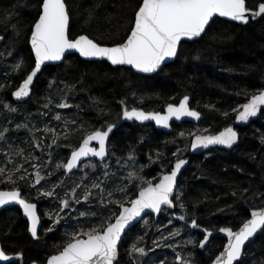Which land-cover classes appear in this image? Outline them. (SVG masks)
<instances>
[{
    "label": "trees",
    "instance_id": "trees-1",
    "mask_svg": "<svg viewBox=\"0 0 264 264\" xmlns=\"http://www.w3.org/2000/svg\"><path fill=\"white\" fill-rule=\"evenodd\" d=\"M141 2L66 0L69 36L86 34L99 44H119L127 37ZM262 2L246 0V6L255 9ZM41 3L42 0H0V34L5 35L0 49V132L8 129L5 138L0 139V168L5 169V176L7 171L13 173L16 180L15 185L0 183V188L19 186L29 197L32 191L28 190V180H20L14 173L18 165H25L26 153L39 155L43 143L46 167L62 163L86 134L109 123H120L111 136V151L135 154L139 170L146 175L145 180H150L153 174L170 170L175 147L181 142L180 132L190 123L175 124L170 133H164L149 123H121L125 108L162 111L167 104L188 95L191 107L203 116L199 124L206 125V132L211 134L230 125L237 113L233 109L239 110V105L264 89V17L249 19L247 24L216 17L199 39L181 42L176 59L153 75H140L125 66L87 61L73 54L59 65L44 67L34 81L30 98L15 103L12 91L34 65L28 39ZM21 62L22 69H15L14 65ZM5 102L16 111L7 110ZM62 103L70 107H58ZM45 128L54 131L45 132ZM238 130L240 137L232 150L214 148L207 154L189 155L190 163L176 191L182 194L184 210L174 201V210L167 209L155 222L152 217L148 227L145 222L133 226L120 244L118 264H180L173 250L159 249L150 256L129 255L137 237H143L138 246L148 248L155 232L163 226L172 233L175 226L185 223L173 220V212L187 215V221L196 219L206 229H236L249 217L251 209L264 205V111L257 120ZM74 182L68 181V186ZM110 184L109 179L104 180L106 187ZM130 188V198L134 199L137 188ZM94 213L100 221L107 214L98 205ZM170 220L173 222L165 223ZM195 232V239L200 242L202 234ZM65 234L68 236L67 231L45 233L42 228L38 238H32L17 208L0 211L2 247L8 253H21L14 264L44 263L68 242L62 241ZM224 242V238L215 237L204 250L198 248L199 244L191 246L197 264H209ZM180 254L184 256L182 251ZM238 264H264V230L246 248Z\"/></svg>",
    "mask_w": 264,
    "mask_h": 264
},
{
    "label": "snow or ice",
    "instance_id": "snow-or-ice-1",
    "mask_svg": "<svg viewBox=\"0 0 264 264\" xmlns=\"http://www.w3.org/2000/svg\"><path fill=\"white\" fill-rule=\"evenodd\" d=\"M216 16L227 17L232 21L247 24L250 18L264 17V3H260L258 9L251 10L246 6V0H142L135 11L134 23L126 41L112 47H106L101 46L87 35H79L75 39H71L69 36L70 13L66 0H42L38 19L31 29L30 37L31 50L35 54V66L23 79L17 90L13 92V96L17 99L28 97L30 86L44 62L60 61L69 50H75L81 57L106 58L112 65H129L141 73H154L161 68L166 60L178 56V46L183 39L191 40L200 37L205 32L206 26ZM3 39L4 37L0 36V40ZM8 55L11 53L9 52ZM14 68L22 69V62L15 64ZM2 87L0 85V88ZM188 100L189 98L185 96L178 106L168 104L167 112L164 115L158 112L146 113L137 108L130 110L125 108L122 112V118L141 122L154 120L157 125H162L165 128L169 127V121L173 117L176 120H180L182 117L198 120L201 114L188 107ZM262 106H264V90L252 95L247 103L239 105L238 108L242 110L233 109V112H238L236 115L238 122H248L250 117H256L261 112ZM5 107L8 106L5 105ZM58 107L70 106L62 103ZM9 110L16 111L15 108H9ZM224 115L227 116L228 113H224ZM56 118L60 119L59 116ZM73 123L75 122L73 121ZM116 127L115 123H109L106 130L98 129L89 133L83 138L82 143L72 150L66 163L57 164V170L63 168L65 174L71 173L73 169L77 168L78 162L82 158L89 156L98 157L103 162L108 155L107 142ZM4 131L6 132L8 129ZM44 131L51 132L54 130L45 128ZM183 135L184 133H181V136ZM4 138V132H0V139ZM237 139V132L232 127H227L218 135H195L191 141V148L193 150L200 147L208 148L210 145H224L231 148ZM93 141L98 144V147L91 146ZM53 143H56L55 139ZM181 155V150L178 148L177 152L173 153L177 159L171 172L162 175L159 182L156 183H153L152 180H144L143 177H138L134 171H129L123 179L127 180L132 188H137L138 194L134 199L129 197L132 189L125 184L117 185L114 189H108L104 185V181H94L91 187L98 190L100 204L105 209H108L110 205H115V210L103 217L98 225L90 227L86 231L81 230L78 233H72L71 239L63 246L62 250L49 257L47 264H114V262L118 264V245L127 234V230L133 226V221H137L142 213H145L146 210L160 213L162 206L173 207L174 201L179 203L182 211L184 210V204L181 202L182 194L174 195L178 174L183 166L188 163L187 160L180 158ZM128 159L134 161V154L130 153ZM149 159L151 161V157ZM117 163L119 164L120 161L118 160ZM90 166L95 169V165ZM4 174L5 169L0 168V176H4L3 179H0V183L16 184L13 173H8L6 176ZM104 175L107 177L108 173L105 172ZM137 178L141 180L138 187L134 183ZM19 179L24 180L26 177L22 175ZM42 179L44 177L37 172L35 183L39 184ZM79 187L81 185L77 184L71 190V195L76 204L81 202L79 198H75L77 197L76 188ZM105 193H107L106 203ZM116 193L120 194L121 199L111 198ZM41 195L51 197L55 195V188L51 191H45ZM92 196L93 192L89 189L85 191L83 199L90 203ZM12 202L23 209L24 215L30 221L29 232L33 238H38L40 217L37 213V205L23 198L18 189L0 191V206ZM68 207H70L69 201L67 199L62 200L59 211L54 214L53 227L48 228V232L55 230V225H58L63 219L60 212ZM88 215L96 216L97 213H80V216ZM101 216H103L102 213ZM52 218L53 216L49 215V219ZM177 219L183 221L185 216L180 215ZM171 222L170 220L169 223ZM191 227L194 229L200 227L196 219L191 220ZM258 230H264V208L251 211V219L246 220L237 231H233L231 228H221L220 231L226 233L228 237V243L212 264H234V262H238L243 255L242 250L246 242ZM204 232V239L200 241L201 248L206 246V242L212 235L207 229H204ZM170 235L174 237L179 235V232L174 231ZM142 239L143 237H137L136 242L130 246V256L133 253L140 256L146 255L145 248L138 246ZM188 243H192V241L189 240ZM19 255L17 254L18 257ZM177 260L180 264H190V262L183 260L179 253H177ZM0 261H13V258L7 255L4 250H0Z\"/></svg>",
    "mask_w": 264,
    "mask_h": 264
},
{
    "label": "rangeland",
    "instance_id": "rangeland-1",
    "mask_svg": "<svg viewBox=\"0 0 264 264\" xmlns=\"http://www.w3.org/2000/svg\"><path fill=\"white\" fill-rule=\"evenodd\" d=\"M0 49H2V45ZM5 105L8 106L5 107L7 110H9V108H15L13 106H9L8 102H5L4 106ZM107 125L101 127L100 129H104ZM205 126L206 125L204 124L198 123V124H190L183 127L180 134L184 133V135L180 139L181 142L175 147V152H177L178 148L181 150L182 155L180 156V158L189 157L190 155L189 146H190L191 137L193 135L210 133V132H206ZM188 134H189V140L187 141L186 138L188 137ZM110 149H112L111 145H110ZM45 151L46 148L44 147V144L40 143V154L34 155L33 153H26L24 158L25 165H23L22 167L21 165H18V169L20 170L16 171L17 169H15L14 173H16L18 177L22 175L26 177L24 181L28 180L29 182L28 190L30 189V192L32 191V193L31 195H29V197L24 193L23 196L31 201L33 200L39 203L42 220L44 221L43 231L45 233L47 232L48 228L53 227V220L55 219L54 214L57 211H59L61 206V201L64 199H67L69 201L70 207L66 208L63 212H60V216L63 217V219H61L58 225H55V230H54V231H62L64 233L65 231H67L68 236L65 234L64 237L62 238V241L64 242L69 241L71 239L72 233L74 232L78 233L81 230L86 231L90 227L96 226L101 222L99 218L96 217L97 215L80 216L81 212L94 213L96 205L102 206L100 204L98 190L93 189L91 187L94 181L100 182L109 179V182H111V184L107 188L114 189L117 185H121V184H125L129 188L132 187V185L127 180L123 179L129 171H134L138 177H143L144 180L147 178L146 175L143 174V171L139 170V166L136 163V159L134 161L128 159L130 153L125 155L121 152L116 153L114 152V150H112L109 158L106 159L105 161L99 162L94 160H87L81 164L80 168L76 172L65 174L62 171V168L57 170L56 167L57 164L55 162L52 166L46 167L44 160ZM176 159L177 157H174L173 160L175 161ZM118 160L120 161L119 164L117 163ZM64 162L65 161H63L62 163ZM90 165H95V169H93ZM105 165H107V167H105ZM37 172H39L40 175L44 177V179H42L39 184L35 183ZM105 172L108 173L107 177H105L104 175ZM8 173L10 172L7 171L6 175ZM59 173H61L62 175H60ZM27 174H29V178L27 177ZM161 174L156 175L155 173L149 179L153 180L156 177L159 178ZM73 180H75L74 184H72V186H68L67 182L68 181L71 182ZM134 183L138 186L140 185L141 180L137 178L134 180ZM77 184L81 185V187L76 188L77 197H75L80 199L81 202L79 204L74 203V197L71 195V190L74 187H76ZM18 187L19 186H14L11 188H18ZM53 188H55V195L51 197L41 195V193L45 191H51L53 190ZM89 189H91V191L93 192V196L90 198V203L85 202L83 199L85 191ZM130 193H129V197L131 196ZM105 197H106L105 199L106 200L105 203H106L107 193L105 194ZM111 198L121 199V196L119 193H116ZM114 207L115 205H110L108 209H105L107 213L106 216H108L110 212L115 209ZM166 210L167 209L162 210L161 213L162 214L166 213ZM180 211L181 210H179V212ZM49 215H52L53 218L49 219ZM150 216L151 217L149 219L146 218L147 220L143 218L140 221V224H143L145 221L148 222L149 220H151L153 216L152 215ZM85 217H87L88 220H86L87 219L86 218L85 221H83ZM170 217L172 218V214L170 215ZM165 223H169V221H166ZM144 225L148 227L149 223ZM181 226H183L186 229H183ZM173 231H178L179 237L182 238L183 240L180 241V238L178 239V237L176 236L174 237L171 236L170 231L163 226L160 232H155V237H153L152 239L153 242L149 244V247L148 248L144 247L146 251V255L144 256H150L152 252L158 251L159 249L167 250V252L173 250L176 252L175 255L176 257H177V253H179L180 257H182L183 260L190 262V264H197L196 254L194 253V251H191V246L193 247L194 245L197 246L199 244V241H196L195 239L196 232L194 230H190V228H188L185 223H182V225L181 223L178 224L177 226L174 227ZM189 240H191L192 243H188ZM184 242H186V244ZM181 251L184 253V256L180 254ZM161 262L162 261H157L156 264H161ZM152 263L153 262H151V264Z\"/></svg>",
    "mask_w": 264,
    "mask_h": 264
},
{
    "label": "water",
    "instance_id": "water-1",
    "mask_svg": "<svg viewBox=\"0 0 264 264\" xmlns=\"http://www.w3.org/2000/svg\"><path fill=\"white\" fill-rule=\"evenodd\" d=\"M262 3H264V2H262ZM258 6H259V5H258ZM258 6H257L255 9H251V8H249V9H251V10H256V9H258ZM216 17H219V16H216ZM216 17H214V18H216ZM214 18H213V19H214ZM219 18H222V19L227 20V21H230V22H235V23H238V24H243V23H240V22H237V21H232V20H230V19L227 18V17H219ZM258 18H259V17L255 18V19H258ZM37 19H38V17L36 18V20H37ZM213 19H212V20H213ZM250 19H251V18H250ZM255 19H252V20H255ZM36 20H35V21H36ZM212 20H211V21H212ZM35 21H34V23H35ZM211 21H210V23H211ZM34 23H33V25H34ZM133 23H134V21H133ZM210 23H209V24H210ZM209 24L206 26V29H207V27L209 26ZM33 25H32V27H33ZM69 25H70V24H69ZM130 30H131V29H130ZM205 31H206V30H205ZM204 33H205V32H203V33L201 34V36H202ZM129 34H130V31H129L128 35H129ZM80 35H86V34H80ZM128 35H127V36H128ZM0 36H3V37H4L3 40H0V47H1V45L3 44V42H4V40H5V35L0 34ZM78 36H79V35H78ZM87 36H88V35H87ZM201 36H200V37H201ZM30 37H31V34H30L29 39H28V44H29V47H30V50H31ZM76 37H77V36H76ZM76 37H75V38H76ZM88 37H89V36H88ZM200 37H196V38H193V39H191V40L185 38V39H183L181 42H183V41H188V42H189V41H194V40L199 39ZM75 38H71V39H75ZM89 38H90V37H89ZM90 39H92V38H90ZM126 39H127V37L125 38L124 41H126ZM94 41H95V40H94ZM124 41H123V42H124ZM95 42H96V41H95ZM123 42H121V43H123ZM97 43H98V42H97ZM100 45H101V46H106V47H112V46H115V45H117V44H114V45H104V44H100ZM179 46H180V45H179ZM179 46H178V49H179ZM31 53H32L33 58H34V65H33V67L31 68V70H32V69L34 68V66H35V54L32 52V50H31ZM73 54H75V55H77L78 57H80L81 59H83V60H87V61H105L106 63H108V64L111 65V66H125V67H128V68L132 69V70H133L135 73H137V74H140V75H146V76L153 75V74L159 72V71L163 68L164 65H166L167 63H170V62H172V61H174V60L176 59V57H174V58H171V59L166 60V61L161 65V68L158 69V70H157L156 72H154V73H141V72H138L136 69L132 68V67L129 66V65H112L111 62L108 61L106 58L81 57V56L79 55V53L76 52L75 50H69L68 52L65 53L64 57H62V59H61L60 61H45L44 64L41 66V70L38 72L37 76L40 74V72L42 71V69H43L44 67H46V66H55V65H59L60 63L63 62V60H64L67 56H69V55H73ZM31 70H30L28 73H30ZM26 76H27V75H26ZM26 76H25V78H26ZM37 76H36V77H37ZM36 77L34 78V81H35ZM22 81H23V80H22ZM34 81H33V84H34ZM21 83H22V82H21ZM21 83H20V84H21ZM20 84H19V85H20ZM33 84L30 86V94H29V96H28V97L21 98V99H17V98H15V97L13 96V92H15V91L17 90V88L19 87V85H18V86L12 91V94H11L12 100H13L15 103H22V102L27 101V100L30 98L31 94H32V87H33ZM263 90H264V89H263ZM256 94H258V93H256ZM254 95H255V94H254ZM185 96H187V97L189 98V100H188V107H189L190 109H192V110L198 111L197 109L191 107V103H190L191 99H190V97H189L188 95H185ZM185 96H184V97H185ZM184 97H182L177 103H169V104H173V105L178 106L179 103H180V101H181ZM250 99H251V97H249L248 100H247L245 103H247ZM167 105H168V104H167ZM167 105L165 106V108H164L162 111L145 110V109H143V108H138V107H132V108H137V109L142 110V111H144V112H146V113L158 112V113L164 115V114H166V112H167ZM127 109L130 110L131 108H127ZM239 110H242V109H239ZM239 110H238V111H239ZM262 111H264V106H262V110H261V112H259V113L257 114L256 117H250L248 122H238V121L236 120V115L238 114V112H237V113L235 114V116H234V120H233V122H232L230 125H228V126L222 128L221 130H219V131H217V132H215V133H211V134H210V133H209V134H195V135H212V136H214V135H218V134H219L221 131H223L225 128H227V127H232V128L237 132V134H238V139H237L236 143H235L231 148H228V147H226V146H224V145H210L208 148L200 147V148H197V149L193 150V149L191 148V141L195 138V135H193V136L191 137L190 146H189L190 154H192V155H201V154L206 153V152H208L209 150L214 149V148L222 149V150H228V151L232 150L234 147H236V145H237V143H238V140H239V137H240L238 129H239L240 127H243V126L250 125L253 121L257 120V119L260 117ZM198 112H199V111H198ZM199 113H200V112H199ZM200 114H201V113H200ZM202 119H203L202 114L200 115V118H199L198 120H197V119H194V118H191V117H182L180 120H176V119L173 117L172 119H170V121H169V127H167V128L163 127L162 125H157L156 122H155L154 120H148V121H143V122H141V121H135V120H125V119L122 118V115H121V121H120V122H121V123L138 122V123H142V124H144V123H149V124H152V125L155 127V129H157V130H160V131H162V132H164V133H170V132L172 131V129H173V124H182V123L198 124V123L201 122ZM115 124L117 125V127L113 130V132H114V131L119 127V125H120V123H115ZM106 128H107V126H106L103 130H106ZM96 130H98V129H96ZM93 131H94V130H93ZM91 132H92V131H91ZM91 132H89V133H91ZM89 133H88V134H89ZM88 134H86L83 138H85ZM112 134H113V133L110 134V138H111ZM110 138H109V140H110ZM82 140H83V139H82ZM82 140H81V142L78 144V146L82 143ZM109 140H108V142H109ZM108 142H107V145H108ZM78 146H77V147H78ZM91 146L98 147V144H97L95 141H93ZM77 147H76V148H77ZM74 149H75V148H74ZM74 149H73V150H74ZM71 152H72V151H71ZM71 152L69 153L68 158H70V156H71ZM108 156H109V153H108V155L106 156L105 160L108 158ZM68 158H67V159H68ZM181 158L187 160L188 163H187L185 166H183V168L181 169V172L178 174V177H177V187H178V182H179V179H180V177H181L183 171L187 168V166H188L189 163H190V158H188V157H181ZM67 159H66V161H65L64 163L67 162ZM87 160H94V161L102 162V161L100 160V158H98V157H92V156H89V157L82 158L81 161L78 162L77 168H76V169H73L71 173L76 172V171L80 168L81 164L84 163V162L87 161ZM105 160H104V161H105ZM175 162H176V160L173 161L170 170H169V171H166V172H163V173L160 175V177H161L162 175H164V174L170 173L171 170H172V167H173L174 164H175ZM62 171L64 172V169H63V168H62ZM64 173H65V172H64ZM67 174H70V173H67ZM160 177H159V178H160ZM159 178H158L157 181H155V182H153V183L159 182ZM14 189H17V188H11V189H8V188H0V191H10V190H14ZM18 190H20V189H18ZM20 191H21V190H20ZM176 191H177V188H176ZM176 191L174 192V195H176ZM137 194H138V192H137ZM137 194H136V195H137ZM21 195H22V192H21ZM23 198H24V197H23ZM27 201H28V200H27ZM28 202L35 203L34 201H28ZM35 204H36V203H35ZM12 205H18V204L14 203V202H12V203H8V204H5V205H3V206H0V210L3 209V208H5V207H7V206H12ZM36 205H37V204H36ZM18 206H19V205H18ZM19 208H20V210H21V212H22L23 218H24V219L27 221V223H28V233H29V235L32 237L31 233L29 232L30 221H29L28 218L24 215V213H23V209H22L20 206H19ZM174 208H175V202H174V206H173V207L162 206V210H164V209H168V210L173 211ZM262 208H264V205H263L262 207H260V208H254V209H251V210L249 211V217H248L246 220L251 219V211H253V210H259V209H262ZM161 212H162V211H161ZM161 212H160V213H153V212H151V210H146L145 213H142V214H141V217H140V218H137V221H133V226H135L136 224L140 223V221H141L144 217H146V216H148V215H152V216H153V221L155 222L156 220L159 219V217H160V215H161ZM37 213H38V206H37ZM38 215H39V213H38ZM180 215H184V214H177V213H175V212L172 213V217H173V219H174L175 221H178V222L181 221V220L177 219V217L180 216ZM184 216H185V220H188L187 215H184ZM39 217H40V215H39ZM185 220H183V221H185ZM246 220H245V221H246ZM245 221H244V222H245ZM244 222H243V223H244ZM42 223H43V221H42V219H41V217H40V225H38V232H39L40 228L42 227ZM243 223H242L238 228H236V229H232V228H231V229H232L233 231H237V230H239V228L243 225ZM186 224H187V226H188L190 229L195 230V231H198V232H200V233L202 234V239H201L200 241H202V240L204 239V235H205L204 229H206L205 227H203V226H201V225L198 224L200 227L194 229V228L191 227V221H188ZM133 226H132V227H133ZM132 227H130V228L127 230V232H128ZM222 228H230V227H222ZM220 229H221V228H219V229H217V230H210V229H207L208 231H210V232L212 233V235H211V237L209 238V241L206 242V246H205L204 248H201V247H200V242H199L198 248H199L200 250H204V249L208 246V244H209V242H210V240H211L212 238H215V237H222V238H224L225 242H224V245H223L222 249L220 250V252L216 255V256H218V255L223 251L224 246L228 243V237H227L226 233L221 232ZM262 231H263V230H258L257 233H255L253 237L249 238V241L246 242V244H245V246H244V248H243V250H242V251H243V255H244V252H245L246 248H247V247H248V246H249V245L255 240L256 236H257L258 234H260ZM123 238H124V237H123ZM123 238H122V240H123ZM122 240H121V242H122ZM121 242H120L119 245H118V253H119V247H120ZM0 250H3V249H2V246H1V243H0ZM6 254H7V253H6ZM17 254H20V253H17ZM17 254H7V255H9L10 257H12V258H13V261H16V260L21 256V254H20L19 257H18ZM55 254H57V253H55ZM55 254H52V255H55ZM52 255H50V256H52ZM243 255H242V256H243ZM50 256H49V257H50ZM216 256H215V257L209 262V264H212V262H213V260L216 258ZM49 257H47V259H46V261H45L44 263H38V262H36V261H33V262H31L30 264H47V261H48ZM118 257H119V254H118ZM241 258H242V257H241ZM241 258L239 259L238 262H234V264H238V263L240 262ZM13 261H8V262L0 261V264H7V263H10V262H13ZM114 264H116V262H114Z\"/></svg>",
    "mask_w": 264,
    "mask_h": 264
},
{
    "label": "flooded vegetation",
    "instance_id": "flooded-vegetation-1",
    "mask_svg": "<svg viewBox=\"0 0 264 264\" xmlns=\"http://www.w3.org/2000/svg\"><path fill=\"white\" fill-rule=\"evenodd\" d=\"M174 125L175 124H173V127H174ZM155 128V127H154ZM239 131V130H238ZM110 140H111V138H110ZM110 140H109V142H108V145H107V149H108V153H109V156H110V154H111V149H110ZM109 156H108V158H109ZM107 158V159H108ZM8 189H11V188H8ZM18 189V188H17ZM22 192V191H21ZM22 197H24L23 196V193H22ZM25 198V197H24ZM26 200H28V201H31V200H29V199H27V198H25ZM35 202V201H34ZM36 204H37V206H38V213H39V215H40V217H41V219H42V216H41V209H40V205H39V203H37V202H35ZM8 208H17L18 209V211H19V213H20V215H21V217L23 218V215H22V212H21V210H20V208H19V206L18 205H12V206H7V207H5V208H3V209H8ZM3 209H1V210H3ZM0 210V211H1ZM173 218V217H172ZM24 219V218H23ZM25 220V219H24ZM26 221V220H25ZM43 221V220H42ZM179 222H185V223H187L188 221L187 220H185V221H179ZM26 224H27V233H28V223H27V221H26ZM43 225H44V221H43V223H42V227L40 228V230L43 228ZM40 230H39V232H40ZM39 232H38V235H39ZM29 234V233H28ZM33 238V237H32ZM1 243V242H0ZM1 246H2V243H1ZM2 249H3V247H2ZM4 250V249H3ZM62 250V249H61ZM5 251V250H4ZM6 252V251H5ZM7 254H12V253H8V252H6ZM58 253V252H57ZM14 254H17V253H14ZM21 254V253H20ZM55 254V253H54ZM21 257V256H20ZM19 257V258H20ZM18 258V259H19Z\"/></svg>",
    "mask_w": 264,
    "mask_h": 264
},
{
    "label": "bare ground",
    "instance_id": "bare-ground-1",
    "mask_svg": "<svg viewBox=\"0 0 264 264\" xmlns=\"http://www.w3.org/2000/svg\"><path fill=\"white\" fill-rule=\"evenodd\" d=\"M33 201V200H32ZM106 201V200H105Z\"/></svg>",
    "mask_w": 264,
    "mask_h": 264
}]
</instances>
